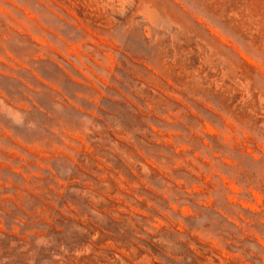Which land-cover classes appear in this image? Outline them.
<instances>
[{
	"label": "rangeland",
	"instance_id": "obj_1",
	"mask_svg": "<svg viewBox=\"0 0 264 264\" xmlns=\"http://www.w3.org/2000/svg\"><path fill=\"white\" fill-rule=\"evenodd\" d=\"M0 264H264V0H0Z\"/></svg>",
	"mask_w": 264,
	"mask_h": 264
}]
</instances>
